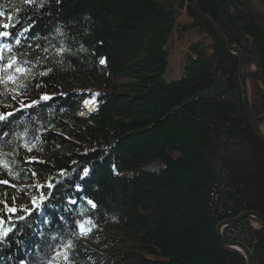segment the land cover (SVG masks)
Returning a JSON list of instances; mask_svg holds the SVG:
<instances>
[{
  "label": "trees",
  "instance_id": "1",
  "mask_svg": "<svg viewBox=\"0 0 264 264\" xmlns=\"http://www.w3.org/2000/svg\"><path fill=\"white\" fill-rule=\"evenodd\" d=\"M195 2L64 0L52 22L37 9L35 32L56 36L59 25L73 38L64 43L71 52L56 56L50 48L42 63L33 62L35 76L19 99L38 100L36 107L0 96V111L14 112L7 127L0 124L9 133L0 135V178L16 185L0 184V201L11 204L15 196L21 207L41 192L51 196L27 221H14L0 243V264H46L51 252L41 246L53 236L74 242L77 264H246L222 245L216 227L245 211L264 216V146L243 107L238 60L194 14ZM24 7L0 0V23L19 32L28 21L16 9ZM199 9L241 49L249 105L264 134V0H201ZM176 32L188 38L184 74L166 81ZM29 43L35 41L22 39L23 47ZM49 67V76L39 75ZM45 94L50 99H38ZM83 104L95 109L81 119ZM81 222L91 229L84 237ZM224 235L264 264L259 222L245 219Z\"/></svg>",
  "mask_w": 264,
  "mask_h": 264
},
{
  "label": "snow or ice",
  "instance_id": "2",
  "mask_svg": "<svg viewBox=\"0 0 264 264\" xmlns=\"http://www.w3.org/2000/svg\"><path fill=\"white\" fill-rule=\"evenodd\" d=\"M21 3L25 6L24 8H17V12H21L27 18V24L25 25L23 21L20 22V31L13 32L9 29L15 28V24L9 23H0V40L5 41L0 43V88H3V91L0 92V96H7L12 101L20 104L21 109H31L37 106L38 100H32L30 103H25L21 101L19 97L21 95H26L25 90L28 87L26 81L34 78L35 74L33 73L34 61L36 64L42 63L41 54L48 53L49 49L52 48L55 50L56 56H63L71 52V46H64L65 42H70L73 38L68 37L64 31L61 30L59 25L54 26V31L56 36L61 37V43L59 46L53 43V40L56 39V36H51V30L47 35L43 37L39 36L36 32V26L39 21L36 19L37 9L42 10L40 15L43 19L44 15H47L49 22H52L62 11L64 0H21ZM5 16L3 11H0V17ZM8 20H12V16L7 17ZM15 37L14 41L12 38ZM51 37V38H50ZM35 41V43H29L26 47L22 46V39H29ZM41 39L47 42L48 47L43 46L40 42ZM15 45L13 47L12 45ZM39 50V51H37ZM44 59H47L45 56ZM59 63V61H57ZM100 64H105L106 59H100ZM52 73V68H47L46 71L39 73L41 76H49ZM35 87H41V84L38 82ZM9 88L11 90L9 91ZM39 100H48L50 97L45 94L38 98ZM7 107H15L14 105H8ZM14 115L13 111L3 110L0 111V124H3L5 127L11 122L10 117ZM0 135L8 136L7 131L0 130ZM33 147L27 149L28 152L33 151ZM2 154V153H0ZM27 163H40L37 158L29 157L26 161ZM0 168H6L2 162H0ZM89 169H82L83 175L87 176L89 174ZM11 175V173H7ZM32 175L35 176L36 173L33 171ZM60 175H64V171L61 170ZM0 184L5 186H10L15 188L16 185L12 184L11 180L0 178ZM40 189L45 188V185H39ZM47 189H52L55 187L54 184L48 182L46 185ZM79 187V186H77ZM51 196V192H41L39 197L33 196L30 200V206H14L16 197L11 198L12 203L10 204L7 200L0 201V204L6 209L5 212H0V243L7 238L16 227L14 221H27L35 211H39L46 203V201ZM71 203L75 204L76 201L73 200ZM87 204L92 209H98V204L92 199L87 200ZM20 213V214H18ZM91 223V221H89ZM8 227H5V225ZM77 230L79 236H87L90 232V228H86L84 223L77 224ZM43 235V234H41ZM60 237L53 236L50 241H44L41 246V251L43 252L45 248L49 249L51 255L48 256L46 264H77L76 256L78 254L76 246L72 240H68L66 243H58ZM21 264H25L24 261H21ZM37 264H44V261L40 258L37 259Z\"/></svg>",
  "mask_w": 264,
  "mask_h": 264
},
{
  "label": "water",
  "instance_id": "3",
  "mask_svg": "<svg viewBox=\"0 0 264 264\" xmlns=\"http://www.w3.org/2000/svg\"><path fill=\"white\" fill-rule=\"evenodd\" d=\"M200 1L201 0H196L194 4V7H193L194 14L198 16L200 19H202L206 24H208L213 29L217 37L220 39L221 43L238 60V79H239L240 88H241L243 107L246 112V116H247V119H248V122H249V125H250V128L253 134L255 135L257 140L264 146V134L261 132L260 128L258 127L256 120L252 114L250 105H249V89L247 85V70H246V66L244 62L243 53L238 46L232 45L230 43V41L228 40L226 35L223 33L221 28L212 19H210L208 16H206L200 11L199 9ZM245 219H253L264 226V216L263 215H261L258 212H254V211H245L235 218L227 219V220L220 222L216 227V235L224 247L240 252L244 256L246 264H254L252 251L250 250L248 246H246L242 242L231 240L224 235V230L226 228L236 225Z\"/></svg>",
  "mask_w": 264,
  "mask_h": 264
},
{
  "label": "rangeland",
  "instance_id": "4",
  "mask_svg": "<svg viewBox=\"0 0 264 264\" xmlns=\"http://www.w3.org/2000/svg\"><path fill=\"white\" fill-rule=\"evenodd\" d=\"M188 38L178 36V32L172 38V43L169 51L168 65L165 72L166 81L178 79L184 74V67L186 64V53H187ZM103 65V64H100ZM89 108L86 104L83 105L77 114L79 118H84L89 113Z\"/></svg>",
  "mask_w": 264,
  "mask_h": 264
},
{
  "label": "bare ground",
  "instance_id": "5",
  "mask_svg": "<svg viewBox=\"0 0 264 264\" xmlns=\"http://www.w3.org/2000/svg\"><path fill=\"white\" fill-rule=\"evenodd\" d=\"M210 19H211V18H210ZM247 85H248V84H247ZM248 89H249V88H248ZM83 105H84V104H83ZM83 105H82V106H83ZM234 251H235V250H234ZM237 252H238V251H237ZM239 253H240V252H239ZM252 255H253V254H252Z\"/></svg>",
  "mask_w": 264,
  "mask_h": 264
}]
</instances>
